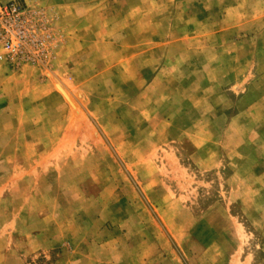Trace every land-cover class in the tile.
Masks as SVG:
<instances>
[{
    "label": "rangeland",
    "instance_id": "obj_1",
    "mask_svg": "<svg viewBox=\"0 0 264 264\" xmlns=\"http://www.w3.org/2000/svg\"><path fill=\"white\" fill-rule=\"evenodd\" d=\"M0 67V264H264V0H0Z\"/></svg>",
    "mask_w": 264,
    "mask_h": 264
},
{
    "label": "built area",
    "instance_id": "obj_2",
    "mask_svg": "<svg viewBox=\"0 0 264 264\" xmlns=\"http://www.w3.org/2000/svg\"><path fill=\"white\" fill-rule=\"evenodd\" d=\"M12 11V10H11ZM12 12H17L18 13V11L16 10V9H13V11ZM17 17V19L18 20H20V18H19V16H16ZM20 39V38H19ZM18 44H20V41H19V43Z\"/></svg>",
    "mask_w": 264,
    "mask_h": 264
},
{
    "label": "crops",
    "instance_id": "obj_3",
    "mask_svg": "<svg viewBox=\"0 0 264 264\" xmlns=\"http://www.w3.org/2000/svg\"><path fill=\"white\" fill-rule=\"evenodd\" d=\"M0 68H1V67H0ZM1 69L3 70V67H2ZM0 81H1V82L4 81L3 76H2V78H0Z\"/></svg>",
    "mask_w": 264,
    "mask_h": 264
}]
</instances>
